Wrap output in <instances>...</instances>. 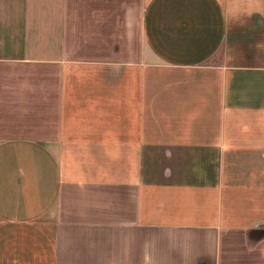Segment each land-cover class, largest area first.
I'll return each mask as SVG.
<instances>
[{
  "label": "crops",
  "instance_id": "crops-1",
  "mask_svg": "<svg viewBox=\"0 0 264 264\" xmlns=\"http://www.w3.org/2000/svg\"><path fill=\"white\" fill-rule=\"evenodd\" d=\"M0 264H264V0H0Z\"/></svg>",
  "mask_w": 264,
  "mask_h": 264
}]
</instances>
